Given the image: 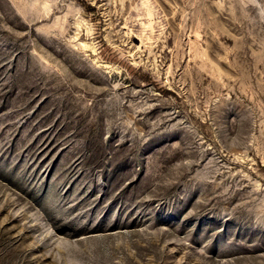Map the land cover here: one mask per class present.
I'll use <instances>...</instances> for the list:
<instances>
[{"label": "rangeland", "instance_id": "obj_1", "mask_svg": "<svg viewBox=\"0 0 264 264\" xmlns=\"http://www.w3.org/2000/svg\"><path fill=\"white\" fill-rule=\"evenodd\" d=\"M0 264H264V0H0Z\"/></svg>", "mask_w": 264, "mask_h": 264}]
</instances>
